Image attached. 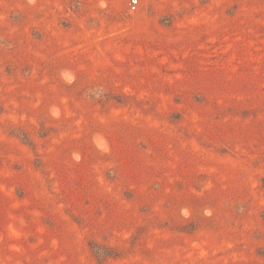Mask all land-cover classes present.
I'll use <instances>...</instances> for the list:
<instances>
[{
	"label": "rangeland",
	"instance_id": "rangeland-1",
	"mask_svg": "<svg viewBox=\"0 0 264 264\" xmlns=\"http://www.w3.org/2000/svg\"><path fill=\"white\" fill-rule=\"evenodd\" d=\"M0 0V264H264V0Z\"/></svg>",
	"mask_w": 264,
	"mask_h": 264
},
{
	"label": "built area",
	"instance_id": "built-area-1",
	"mask_svg": "<svg viewBox=\"0 0 264 264\" xmlns=\"http://www.w3.org/2000/svg\"><path fill=\"white\" fill-rule=\"evenodd\" d=\"M138 5V0H130L129 1V10H134Z\"/></svg>",
	"mask_w": 264,
	"mask_h": 264
}]
</instances>
